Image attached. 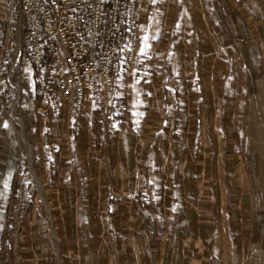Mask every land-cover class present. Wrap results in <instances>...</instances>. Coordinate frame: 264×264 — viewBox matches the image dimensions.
<instances>
[{
  "label": "crops",
  "instance_id": "obj_1",
  "mask_svg": "<svg viewBox=\"0 0 264 264\" xmlns=\"http://www.w3.org/2000/svg\"><path fill=\"white\" fill-rule=\"evenodd\" d=\"M141 29L81 112L22 82L0 264H264V0H145Z\"/></svg>",
  "mask_w": 264,
  "mask_h": 264
},
{
  "label": "built area",
  "instance_id": "obj_2",
  "mask_svg": "<svg viewBox=\"0 0 264 264\" xmlns=\"http://www.w3.org/2000/svg\"><path fill=\"white\" fill-rule=\"evenodd\" d=\"M144 3L0 0V126L20 124L12 111L18 115L22 70L36 98L54 106L74 98L79 112L87 93L108 89L119 71L132 72Z\"/></svg>",
  "mask_w": 264,
  "mask_h": 264
},
{
  "label": "bare ground",
  "instance_id": "obj_3",
  "mask_svg": "<svg viewBox=\"0 0 264 264\" xmlns=\"http://www.w3.org/2000/svg\"><path fill=\"white\" fill-rule=\"evenodd\" d=\"M12 114L15 115V111L14 110L12 111ZM19 122L21 124H23V122L21 121V119L19 120ZM21 141H22V143L24 145V148L23 149H25L26 153L29 155V157H31V155H32L31 149H30V147L28 145V142H27V140H26V138H25V136L23 134L21 135Z\"/></svg>",
  "mask_w": 264,
  "mask_h": 264
},
{
  "label": "rangeland",
  "instance_id": "obj_4",
  "mask_svg": "<svg viewBox=\"0 0 264 264\" xmlns=\"http://www.w3.org/2000/svg\"><path fill=\"white\" fill-rule=\"evenodd\" d=\"M19 77L21 78L22 77V82H24L23 80H24V77H25V71L24 70H22L20 73H19ZM32 83L31 84H29L28 85V89L27 90H25L24 91V96H26L27 94H28V92H29V90L31 91V89L30 88H34V86H33V81H31ZM25 98V97H24ZM15 116L17 117V115L15 114ZM19 117H20V115H19ZM18 117V118H19ZM18 123V122H17ZM21 135H22V133L20 134V139H21Z\"/></svg>",
  "mask_w": 264,
  "mask_h": 264
}]
</instances>
